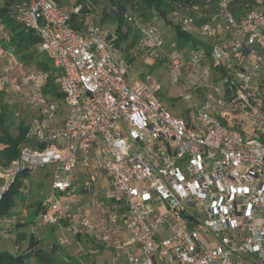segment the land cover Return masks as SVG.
Instances as JSON below:
<instances>
[{"label": "built area", "instance_id": "obj_1", "mask_svg": "<svg viewBox=\"0 0 264 264\" xmlns=\"http://www.w3.org/2000/svg\"><path fill=\"white\" fill-rule=\"evenodd\" d=\"M239 1L205 0L172 13L185 32L211 40L201 41L209 48L181 51L158 24L143 29L141 50L153 60L169 57L174 73L184 68L191 89L201 91L188 120L168 109L157 77L136 75L119 56L116 36L93 22L85 32L71 28L54 0L25 3L20 20L39 36L64 98L37 100L27 138L47 146L25 144L0 164V204L20 173L52 166L54 195L106 190L102 219L84 212L74 230L105 245L122 229L131 243H118L116 254L128 264H264V0L237 17ZM43 79L35 72L19 81L4 66L0 92ZM43 207V224L69 217V205L54 196Z\"/></svg>", "mask_w": 264, "mask_h": 264}, {"label": "rangeland", "instance_id": "obj_2", "mask_svg": "<svg viewBox=\"0 0 264 264\" xmlns=\"http://www.w3.org/2000/svg\"><path fill=\"white\" fill-rule=\"evenodd\" d=\"M76 1L77 0H65V4L67 6L69 2L68 9H72ZM98 2V7L100 8L107 0H98ZM130 15L135 20L132 25L134 33H139V36L135 37L132 35L128 42L124 43L121 48H118L119 56L127 63L129 58L133 60L131 64H128L132 67L136 75L152 74L157 77L163 87L161 99L166 103L168 109L176 116H180L187 120L191 119L195 114L196 105L200 101L201 91L191 89L190 83L187 82L189 76L187 70L183 68L181 72L174 73L169 57L162 58L163 61L161 59L153 60L147 54L146 50H141L138 46V42L140 37L143 36V29H145L146 25L141 23L140 18H138L136 14L131 13ZM100 18L101 15L98 13L97 19ZM156 20L157 19H155V22H157L162 29L165 39L168 42L167 45H170V42L174 40V30H172L171 26L165 24L164 21ZM5 36H7L6 32L0 27V52L3 53L2 55L0 53V68L4 66L11 67L13 79L19 81L25 80L32 73L39 72L36 70L34 62L22 59L21 56L15 53L13 55L7 54L2 44V39ZM198 38L202 42L203 40L211 42L209 39ZM185 53L186 52H184V54ZM187 57H189L188 53ZM188 60L189 58H185V62H188ZM175 75H180L182 77L180 82L173 83ZM44 84L45 79L41 80L38 84L30 81L26 84H22L21 90L17 93H0V105L6 104L8 107L9 113L6 123L9 125L12 134L15 135L17 133L19 121L25 119L26 116H28V119L31 112L33 113V111H35L37 100L40 97L44 100H52L49 96H44L42 94ZM219 86H222V83H219ZM186 94H192V99L189 101L185 100L184 96ZM62 118L63 116L59 114V123L62 121ZM247 126V124H244L243 129H246ZM245 131L249 136L255 137V133L251 126H248ZM53 169L52 166H46L44 168L32 170L23 178L24 187L22 201L13 209L12 216L3 219L0 223V252H9L11 254L22 253L30 245L29 234L33 233V235L41 240V246L45 247L47 250L51 248L54 249L55 244H57L60 248V253L57 255V258L59 260L63 259L64 264H128L129 261L127 257L124 255L117 257L116 254V246L118 243L121 242L129 245L131 243L130 236L122 229L119 230L118 228L112 233L114 237L113 240L105 244L102 250L100 249L102 243L95 241L96 239L94 240L90 234L87 235L85 230L75 232L73 228L77 226L75 223L84 216L85 210L90 212V215L94 217V219L91 217L94 221L102 219L105 215L104 208L101 207L102 203L108 202L104 192L102 195L101 193L99 194L101 196L89 195L82 203L78 201L76 204L79 203L80 205L78 207H73V209L69 211L70 217L62 220L58 225L51 226L43 224L41 212L44 210L43 202L47 197L54 196L60 201H70L73 199L72 195H68L67 193L53 194ZM99 207L103 209H99ZM33 217L34 223H30ZM18 222H25L27 224L18 227L19 231L27 232V238L19 242H17L18 232L15 230ZM117 240L119 242H117ZM130 247L134 249L133 245ZM28 264L37 263L35 260L30 259Z\"/></svg>", "mask_w": 264, "mask_h": 264}, {"label": "trees", "instance_id": "obj_3", "mask_svg": "<svg viewBox=\"0 0 264 264\" xmlns=\"http://www.w3.org/2000/svg\"><path fill=\"white\" fill-rule=\"evenodd\" d=\"M29 0H0V27L6 32L2 39L4 49L13 48L15 54L21 56L30 62H34L37 71L46 75V81L42 88V94L49 96L50 99L63 102V94L60 92L57 84L59 72L54 67L49 56L38 49L40 38L36 32L29 30L20 20V15L23 5ZM55 3L70 14L71 28L80 32H85L87 25L93 22L103 31L109 32V37L116 36L114 40L116 48L128 42L132 35L139 36V33H134L133 21L130 22L128 17L131 13L140 18L143 25L158 24L155 19L164 21L165 24L171 26L174 30V41L177 43L178 50H183L189 47H194L202 44L209 48V45L202 43L198 37L185 32L178 23L172 18V13L178 10H183L184 7H190L193 4H203L205 0H107L102 5L101 11L98 7V0H77L73 4L72 9H68L69 2L66 6L65 0H54ZM69 1V0H68ZM217 2L218 0H212ZM249 3L251 8H258V0H241L233 5V12L238 17L245 5ZM80 7L78 13H74V9ZM184 12V11H183ZM98 13L101 18L97 19ZM156 20V21H157ZM111 29V30H110ZM184 54V53H183ZM187 59V53L184 54ZM132 59H128V63H132ZM163 61V60H162ZM29 62V63H30ZM5 93V92H0ZM6 94V93H5ZM172 100V99H171ZM62 107V106H61ZM34 112V111H33ZM8 107L6 104L0 105V164L8 165L12 160L19 157L20 148L29 144L33 148H44L47 145L37 144L33 140H28L27 136L30 131L31 112L29 118L19 121L17 133L12 134L9 125L6 123L8 117ZM29 171H24L19 174L15 183L11 186L8 193L5 194L0 204L1 221L12 216L13 209L16 208L23 199V178L29 174ZM30 223H34V217ZM27 225L25 222L16 224V232H18L17 242L27 238V232L19 231L18 227ZM89 235V232H86ZM95 240V239H94ZM97 241V240H95ZM30 245L18 254L9 252H0V264H28L30 259L35 260L37 264H64L63 259L59 260L57 255L60 253V248L55 244L56 250L51 248L47 250L41 246V240L33 233L29 234ZM98 243H101L97 241ZM104 249V245L100 247Z\"/></svg>", "mask_w": 264, "mask_h": 264}, {"label": "crops", "instance_id": "obj_4", "mask_svg": "<svg viewBox=\"0 0 264 264\" xmlns=\"http://www.w3.org/2000/svg\"><path fill=\"white\" fill-rule=\"evenodd\" d=\"M1 53V52H0ZM3 53H1V55H2ZM100 181H101V183H102V177L100 178ZM105 187L107 188V185H105ZM105 191L106 190H104V193H105ZM68 195H72V198L73 199H71L70 201H63L65 204H68L69 205V207H68V216L70 217V215H69V211L71 210V209H73V207H78L80 204L79 203H82L84 200H85V198L86 197H88L89 195H92L91 193H87V192H84V191H74V192H68L67 193ZM101 195H102V192H101ZM101 195H98V196H101ZM79 201V203L78 204H76L77 202ZM100 205V204H99ZM102 207V206H101ZM101 207H99V209L101 208ZM97 209H98V207H97ZM101 209H103V208H101ZM84 210V209H83ZM95 210V209H94ZM84 212H86L87 213V215H88V217L93 221V222H95V223H98V221H94L93 219H94V217L93 216H91L90 215V212H88L87 210H85ZM42 213V212H41ZM94 213V212H93ZM93 215H95V214H93ZM83 217V216H82ZM82 217H81V219H82ZM93 219H92V218ZM74 218V217H73ZM80 219V220H81ZM80 220H78L75 224L77 225V226H79V221ZM74 224V225H75ZM74 228V227H73ZM90 235L92 236V238L93 239H95L93 236L94 235H92L91 233H90Z\"/></svg>", "mask_w": 264, "mask_h": 264}, {"label": "water", "instance_id": "obj_5", "mask_svg": "<svg viewBox=\"0 0 264 264\" xmlns=\"http://www.w3.org/2000/svg\"><path fill=\"white\" fill-rule=\"evenodd\" d=\"M54 250H56V247H54Z\"/></svg>", "mask_w": 264, "mask_h": 264}]
</instances>
